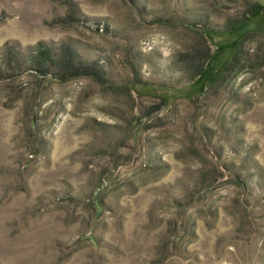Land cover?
Masks as SVG:
<instances>
[{
    "label": "rangeland",
    "instance_id": "1",
    "mask_svg": "<svg viewBox=\"0 0 264 264\" xmlns=\"http://www.w3.org/2000/svg\"><path fill=\"white\" fill-rule=\"evenodd\" d=\"M0 264H264V0H0Z\"/></svg>",
    "mask_w": 264,
    "mask_h": 264
},
{
    "label": "trees",
    "instance_id": "2",
    "mask_svg": "<svg viewBox=\"0 0 264 264\" xmlns=\"http://www.w3.org/2000/svg\"><path fill=\"white\" fill-rule=\"evenodd\" d=\"M64 50L66 52L65 57L61 55V57L63 58L60 62L61 68L63 69H72L75 68L73 61H78L77 65H80L81 62V57H79V53L77 52L76 49H74V46L68 42H64ZM50 53H52V50L50 47H46L43 50V54L45 56H48ZM75 59V60H74ZM42 63V60L40 61ZM95 73H99L101 74L98 70L94 69ZM102 75V74H101Z\"/></svg>",
    "mask_w": 264,
    "mask_h": 264
}]
</instances>
